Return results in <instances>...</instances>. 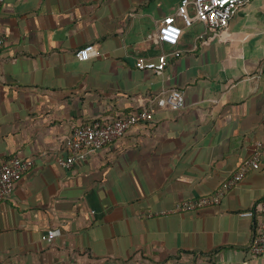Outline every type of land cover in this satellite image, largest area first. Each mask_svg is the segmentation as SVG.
I'll return each mask as SVG.
<instances>
[{
    "label": "crops",
    "instance_id": "0c3cea01",
    "mask_svg": "<svg viewBox=\"0 0 264 264\" xmlns=\"http://www.w3.org/2000/svg\"><path fill=\"white\" fill-rule=\"evenodd\" d=\"M182 2L5 0L0 163L34 167L0 202V264H264L251 253L264 204V0L240 8L223 34L195 22L177 46L158 44ZM83 48L88 61L77 58ZM163 53V73L139 68ZM173 89L185 108L161 109L157 97ZM142 109L154 119L59 166L75 126ZM258 150L260 169L219 206L168 213L217 193ZM57 228L61 237L43 239Z\"/></svg>",
    "mask_w": 264,
    "mask_h": 264
},
{
    "label": "built area",
    "instance_id": "2783aa9c",
    "mask_svg": "<svg viewBox=\"0 0 264 264\" xmlns=\"http://www.w3.org/2000/svg\"><path fill=\"white\" fill-rule=\"evenodd\" d=\"M253 0H183L177 8L176 13L167 16L161 23L159 34L156 36L158 44L177 46L183 35L184 28H191L195 22L205 25L207 32L212 34H223L227 32L231 19L237 11L252 2ZM5 0H0V11ZM192 9V10H191ZM183 23V26L180 24ZM7 45V37L0 35V50ZM93 56L92 49L83 48L77 58L80 61H88ZM168 65V55L163 53L156 61L140 59V69L153 70L163 73ZM161 109L182 110L186 106V99L182 91L173 89L164 92L157 97ZM154 119V113L148 109H142L129 115L115 119L97 121L88 126H75L65 141L66 153L58 159L62 169L71 170L77 164L84 162L91 152L100 151L110 144L122 139L135 126L150 122ZM258 149L263 144H258ZM261 151L258 150L253 158L243 165L234 177L217 193L209 196L189 199L176 204L169 214L196 213L203 209L219 206L228 194L229 190L242 182L251 170H258L261 167ZM34 162L29 159L13 158L0 163V202L7 200L15 191L16 184L20 178L31 171ZM259 208L263 215L262 234L253 243L251 253L255 256L264 255V204ZM252 212L244 216L252 217ZM62 229H50L43 239L54 241L61 237Z\"/></svg>",
    "mask_w": 264,
    "mask_h": 264
},
{
    "label": "trees",
    "instance_id": "16d2710c",
    "mask_svg": "<svg viewBox=\"0 0 264 264\" xmlns=\"http://www.w3.org/2000/svg\"><path fill=\"white\" fill-rule=\"evenodd\" d=\"M115 119V118H114ZM104 120H100V122H103ZM97 122V121H96Z\"/></svg>",
    "mask_w": 264,
    "mask_h": 264
}]
</instances>
